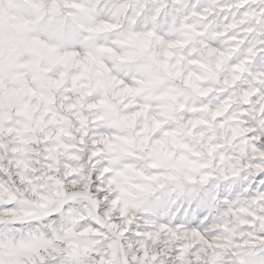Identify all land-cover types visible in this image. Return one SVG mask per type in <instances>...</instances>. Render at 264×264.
<instances>
[{
    "label": "clouds",
    "instance_id": "clouds-1",
    "mask_svg": "<svg viewBox=\"0 0 264 264\" xmlns=\"http://www.w3.org/2000/svg\"><path fill=\"white\" fill-rule=\"evenodd\" d=\"M260 137L264 0H0V264H264Z\"/></svg>",
    "mask_w": 264,
    "mask_h": 264
},
{
    "label": "snow or ice",
    "instance_id": "snow-or-ice-1",
    "mask_svg": "<svg viewBox=\"0 0 264 264\" xmlns=\"http://www.w3.org/2000/svg\"><path fill=\"white\" fill-rule=\"evenodd\" d=\"M257 148L264 149V137H260L259 143L257 144ZM261 180H264V174H261L256 178L257 183H259ZM253 188H255V185H253ZM261 191L264 192V186L261 187Z\"/></svg>",
    "mask_w": 264,
    "mask_h": 264
}]
</instances>
